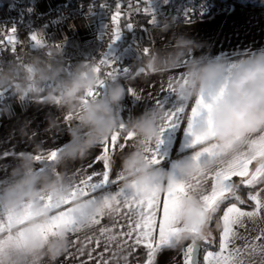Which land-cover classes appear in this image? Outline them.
<instances>
[{"label": "clouds", "instance_id": "clouds-1", "mask_svg": "<svg viewBox=\"0 0 264 264\" xmlns=\"http://www.w3.org/2000/svg\"><path fill=\"white\" fill-rule=\"evenodd\" d=\"M87 23V21H86ZM177 25L173 16L161 24L153 25V31L162 41L160 47L145 46L138 51L135 75L145 74L166 77L182 70L183 76L172 82L175 99L179 102H195L209 91L220 92L210 112V125L203 124L194 130V135L203 136L200 151L211 145H219V166H226L241 153L248 158L256 156L248 149L252 141L264 143V52L257 50L238 62L229 71V61L222 55L212 56L205 51L208 45L195 39ZM148 52L145 53L144 49ZM199 53V54H198ZM0 63V93L10 92L16 103L26 102L33 106H54L59 115L46 113L47 135L63 136L69 139L62 145L55 159L56 167L46 171L38 167L34 157L41 152L43 144L39 133L31 128L27 118L15 120L9 135H19L31 145V151L17 153L15 162L6 174L0 175V219L10 223L8 231L12 240L8 242L0 264H58L69 253L70 231L59 227L54 236L44 239L40 227L47 224L58 212L75 216L81 228L90 227L93 217L105 211L100 200L91 202V197L77 194L60 209L46 205L69 199L74 188L70 179V166L86 160L102 141L121 132L131 134L129 150L118 158V174L122 177L120 188L139 196L160 194L170 184L180 179L202 177L216 164L205 159L194 161L187 157L177 159L164 167L150 162L149 149L161 138V126L166 120V109L153 105L139 115L123 120L122 102L129 94L125 83L117 75L106 77L98 72L95 60L79 61L71 66L64 56L63 46L44 47L39 51L18 53ZM104 82L99 96H87ZM69 113L78 114L71 126L61 119ZM14 111L7 101L0 102V119H12ZM256 166L264 165V156L254 160ZM30 213V219L17 223ZM181 231L169 237L163 251H175L185 242L199 241L209 234L211 213L205 211L200 199V190L194 186L181 201L177 213ZM195 227L196 232L191 229ZM23 231V235H18ZM112 264H129L126 252L112 260Z\"/></svg>", "mask_w": 264, "mask_h": 264}, {"label": "crops", "instance_id": "crops-1", "mask_svg": "<svg viewBox=\"0 0 264 264\" xmlns=\"http://www.w3.org/2000/svg\"><path fill=\"white\" fill-rule=\"evenodd\" d=\"M24 1H26L27 4V9L25 11V24L27 25L22 30L21 34L16 36L17 41L24 40V38L28 37V40L33 42L30 36L36 33L39 39L49 43L52 47L59 48L63 46L64 55L70 57H83L89 54L91 50L99 44L103 29L102 19L98 11L92 10L76 14L65 20L60 26L41 25L36 22L37 16L41 13L53 8H59L70 0H0V17H7L15 13L20 3ZM125 1V3H130L132 1L136 2V0ZM174 1L175 0H150V4L148 5L144 3L143 0H140V5L136 6V8H142L141 11L148 6L151 9V12L148 13L150 14V25L147 28L150 44L147 46H161L162 41L159 36L154 33L153 25L155 24L158 26L163 21L173 17ZM175 17L177 25L185 26L183 28L184 31H188L195 39L205 42L208 45L205 51H210L212 56L222 55L229 61V64L236 63L243 57L254 54L257 50L264 52V0H231L225 10L210 12L196 18ZM151 20H154V23H150ZM5 45L9 46L7 43H5ZM56 45H59V47H56ZM1 46L2 45H0V47ZM137 52L135 46H130L122 49L120 55L125 59L131 58L136 60L138 55ZM136 69L137 65L131 72L122 75L126 88L134 89L136 95L139 97V99H137L130 94L127 95L128 104L125 120L139 115L146 108L152 107L154 104H163L166 110L174 109V107L177 106L178 102L174 94L168 92V82L170 78L174 76L178 78L179 74H183L182 70H177L174 73L168 74L166 77H161L156 75L148 76L145 74L135 75ZM8 103L14 111V117L12 119H0V175L7 173L9 167L15 162L17 153L32 150V145L26 139H21L19 135L15 134L9 135L11 129L15 125L17 117L20 119H29L31 121V128L39 133L38 138L43 144V149L39 154H46L48 151L59 149L69 139L67 134L63 136L59 134L51 136L43 132V129L47 126V121L45 120L46 113L51 112L59 115L54 106L46 105L38 107L33 106L29 102L20 105L16 103L15 97L10 99ZM193 103L194 102L188 103L189 112ZM65 117L66 115H63L61 119L70 127L74 119L72 121H66ZM184 127H186V121L178 128H170L164 131L161 137L163 143L160 144L158 149L159 155L163 158L161 164L164 167H169L174 164L177 159L188 157L190 154L191 150L186 147L187 138L185 136ZM121 137H123L122 130ZM119 144H125L123 138L120 139ZM130 146L131 141H127V146L124 147L123 150L117 148L115 153L112 154L111 178H115L118 175V158L120 154L128 151ZM99 154H101V144L92 151L86 160L78 161L70 166V179L73 181V184L76 179L102 169L101 164H96L95 167H89L94 158ZM255 166V162L249 165L250 170H254ZM38 167L46 171H52L55 169L56 164L55 161L49 163L47 161H39ZM77 173H79V176H76ZM234 180L239 183V178H234ZM207 187L210 188V181ZM118 188H120V182L109 185L106 190L115 191ZM262 188H264V183L258 184L255 187H241L238 194L241 196V199L244 200V203H247L251 202L247 199L248 194H254ZM76 197L77 195L72 199ZM232 202L236 201L232 200L229 203ZM45 203L46 205H55L52 204L50 200H47ZM251 203V207H246L239 203L238 206L248 211L252 210L254 207V203ZM222 211L217 219L221 230ZM61 212L64 211H58L55 215H59ZM261 217L262 218H257L254 221L245 219V227H238L236 229L238 237L234 239V246L243 248L246 243L264 244V238L260 241H255L254 239L264 231V212L261 213ZM28 219H30V213L25 215L24 218L17 223L23 224L24 221ZM212 220L209 222L210 238H212V226L210 225ZM102 223L105 226H111L113 220L111 218H105ZM45 225L41 226L39 229L40 235L44 239L43 230ZM10 226V223L6 225L5 219H0V256H3L8 242L12 240L11 233L8 231ZM98 227L99 226L85 227L82 228L81 232L75 235L70 234V251L61 258L58 264H105V262L106 264H112V260L115 259L120 252L127 253L129 264H145L146 249L144 247L141 246L134 250L131 247L124 246L121 250L116 247V244L120 243V241L108 242L106 236H100ZM119 231L120 229H115L112 234H118ZM18 235L22 236L23 231ZM50 236H48V238ZM97 240L100 241L99 245L95 243ZM190 242L191 241L185 242L184 245L177 248L175 251L159 252L157 254L156 264H183L182 250L190 244ZM232 246L233 245H230V247ZM208 250L218 251L219 246L215 250ZM81 251H83V255H81ZM205 252L206 250L200 252V264H204L203 256ZM89 253H91L90 257L88 255ZM68 256H71V258L66 259ZM253 258L257 261L261 259L258 253L254 254ZM43 264H47V261H44Z\"/></svg>", "mask_w": 264, "mask_h": 264}, {"label": "snow or ice", "instance_id": "snow-or-ice-1", "mask_svg": "<svg viewBox=\"0 0 264 264\" xmlns=\"http://www.w3.org/2000/svg\"><path fill=\"white\" fill-rule=\"evenodd\" d=\"M136 2L140 3V0H136ZM143 2L148 5L150 4V0H143ZM115 7V14L111 16V21L115 25L111 43L119 40L121 36L119 26L122 15L120 11L121 4L117 3ZM128 8L132 10L133 5L131 2L128 4ZM135 11L139 12L141 9L137 7ZM143 11L150 13L151 9L148 6ZM150 23H154V20H151ZM126 27L130 30L133 28V24L127 23ZM11 32L12 34L7 35L6 39L0 38V45L7 43L10 46V50L14 52L18 41L15 36V29H12ZM30 39L37 47L46 46L45 42L39 39L36 33H33ZM111 43H109V46ZM56 47H59V45H56ZM144 51L147 53L148 49L145 48ZM234 66V64L230 65L229 71ZM96 70L102 72L106 77L116 75L119 71L115 67L114 62L105 54L98 60ZM127 72L128 70L124 69V73ZM182 76L183 74H179L178 78L174 76L169 79V93L174 94L172 82L180 79ZM103 87L104 82L101 81L98 88L90 90L87 96H99ZM220 92H222V88ZM220 92L209 91L207 95L201 93L191 105L190 112L188 111L189 104L187 101H177V106L174 109L166 110L167 118L161 126L162 137L166 129L178 128L186 121V127H184L187 138L186 147L191 150L187 158L194 161H199L203 158L209 163L216 164L214 168L205 172L202 177H193L189 180L180 179L174 184H170L168 190L163 194L154 191L151 195L143 197L134 193H128L122 188H118L115 191H107L106 189L109 185L117 184L122 179L119 174L115 178H111V156L117 148L123 150L127 146V141L132 140L131 134L121 137V132H117L110 139L100 143L101 154L97 155L92 164L89 165V167H95L96 164H101L102 169L76 179L71 197L49 206L60 209L64 205H67L70 199L77 194L82 197H91V202L100 200L105 211L93 217L91 227L99 226L98 232L100 236H106L108 242L120 241V243L116 244V247L121 250L124 246L131 247L134 250L141 246L144 247L146 249L145 264H156L157 254L169 242V237L181 231L177 213L182 199L188 195L190 190H194V186H196L200 190V199L205 206V211L211 213L212 217L223 207L219 250H206L203 256L204 264H264V244L246 243L243 248L234 246V239L238 237L236 229L238 227H245V219L254 221L257 218H262L261 213L264 212V188L256 191L254 194H248L247 199L254 203L252 210L245 211L238 206V203H244V200L238 194L241 187H255L258 184L264 183V165L255 166L254 170H250L249 168V165L254 162L256 157L264 156V143L257 144L256 141H252L248 145V149L255 151L256 156L250 159L247 153L244 152L223 167L219 166L218 162L219 145H211L200 151L195 150L197 145L203 143L204 137L194 135V130L203 124L210 125L209 114L216 100L219 98ZM128 93L139 99L134 89L128 88ZM158 106H163V104L158 103ZM77 116L78 114L69 113L65 119L66 121H72ZM123 127L124 124L122 123L121 130H123ZM121 138H123L125 144H119ZM162 143L163 140L160 138L155 146L148 150L150 162L154 165H160L163 159L158 152L159 146ZM61 150L59 148L48 151L46 154H37L34 158L37 161L54 162L58 152ZM76 176H79V173ZM234 178H239V183ZM209 181L210 188L207 187ZM232 200L238 203H229ZM105 218L113 220L111 226L103 225L102 221ZM59 227L68 229L70 234L73 235L82 230L77 217L69 215L68 212H61L59 215H54L48 224L45 225L43 230L45 239L50 235H55ZM115 229H120L118 234H112ZM191 231L196 232L195 227ZM210 237L211 234L209 233L199 241H203L206 245H211L214 242V238ZM262 238H264V231L254 239L255 241H260ZM95 243L99 245L100 241L97 240ZM230 245L233 246L230 247ZM196 250L197 241L193 240L182 250L183 264H197ZM257 253L261 257L259 261L253 258L254 254ZM81 255H83V251H81ZM88 255L90 257L91 253ZM70 258L71 256L66 257V259Z\"/></svg>", "mask_w": 264, "mask_h": 264}, {"label": "built area", "instance_id": "built-area-1", "mask_svg": "<svg viewBox=\"0 0 264 264\" xmlns=\"http://www.w3.org/2000/svg\"><path fill=\"white\" fill-rule=\"evenodd\" d=\"M194 5L191 8H188L184 11L176 13V16L180 18H196L201 15L214 12L212 8L215 6L213 2L208 1L204 3L202 0H193ZM126 2L125 0H70L60 6L59 8H53L47 10L37 16L36 22L41 25L48 26H60L65 20L73 17L76 14L86 12V11H98L102 19V35L100 37L99 44L94 47L91 52L83 57H70L65 56L68 65L84 61V60H95L97 63L98 60L102 57L103 54L112 60L115 64V67L119 69L116 73L117 76L121 78V82L124 83L122 75L131 72L136 67L135 59H125L120 55V45L124 40V32L121 30V36L119 40L112 42V34L115 28V25L111 21V16L115 14L116 4H121V13H122V4ZM26 1L21 2L20 6L17 8V11L13 14H10L7 17H0V38H5L7 35L12 34L11 30L15 29V36L21 34L22 30L26 27L25 24V11L27 9ZM227 5H224L222 8H216L215 11L225 10ZM142 9V8H141ZM123 15V14H122ZM121 15V17H122ZM133 28L138 27V23L132 22ZM120 26V25H119ZM109 43L111 45L109 46ZM45 47H52L49 43L45 42ZM44 47L35 46L34 42H27L25 40H19L15 46V51H11L10 47L5 45V43L0 47V63H6L12 57L19 59L18 53H24L25 51L36 52ZM124 69H127L128 72L124 73ZM14 96L10 92L0 93V102L9 101ZM128 99L127 96L122 102L121 115L122 119L125 120V114L127 112Z\"/></svg>", "mask_w": 264, "mask_h": 264}, {"label": "trees", "instance_id": "trees-1", "mask_svg": "<svg viewBox=\"0 0 264 264\" xmlns=\"http://www.w3.org/2000/svg\"><path fill=\"white\" fill-rule=\"evenodd\" d=\"M128 2L124 4L122 9V17L119 21V25L121 30L124 32V40L120 45V51L130 46H135L137 50L144 48L145 46L150 44L149 34L147 32V28L149 24L150 14L145 13L143 11L136 12V6L140 5L139 3L132 1L133 8L130 10L128 8ZM142 10V9H141ZM215 6L212 8V11H215ZM137 22L138 27L134 29H127V23ZM25 41L30 42L28 37L24 38ZM138 54V52H137ZM137 60V59H136ZM246 207H251L252 203L247 202L243 204ZM223 208V207H222ZM220 214V213H219ZM212 228H215L213 231L212 238H214V242L211 245H206L203 241H198L201 244V251L208 249H217L219 246V234L221 229L218 227V220H212L211 224Z\"/></svg>", "mask_w": 264, "mask_h": 264}, {"label": "rangeland", "instance_id": "rangeland-1", "mask_svg": "<svg viewBox=\"0 0 264 264\" xmlns=\"http://www.w3.org/2000/svg\"><path fill=\"white\" fill-rule=\"evenodd\" d=\"M204 1V3H207L208 1H211L213 2V4L215 5V7L217 8H222L224 5H228V3L231 1V0H202ZM132 3V2H131ZM124 4H126L125 2L122 4V9H123V6ZM194 5V1L193 0H175L174 1V13H173V16H176V13L180 12V11H184L188 8H191L193 7ZM141 9V8H140ZM170 12V11H169ZM173 12V10H172ZM222 211V209L220 211H218L213 217L212 219L213 220H217L218 217H219V213ZM213 231H215V228H212V235L214 234Z\"/></svg>", "mask_w": 264, "mask_h": 264}, {"label": "water", "instance_id": "water-1", "mask_svg": "<svg viewBox=\"0 0 264 264\" xmlns=\"http://www.w3.org/2000/svg\"><path fill=\"white\" fill-rule=\"evenodd\" d=\"M200 252H201V244L197 242V250H196L197 264H200Z\"/></svg>", "mask_w": 264, "mask_h": 264}]
</instances>
